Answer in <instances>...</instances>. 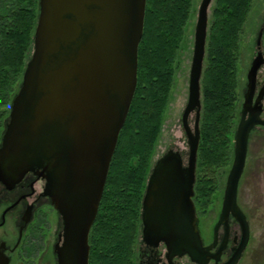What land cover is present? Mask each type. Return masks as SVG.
<instances>
[{
	"label": "water",
	"instance_id": "95a60500",
	"mask_svg": "<svg viewBox=\"0 0 264 264\" xmlns=\"http://www.w3.org/2000/svg\"><path fill=\"white\" fill-rule=\"evenodd\" d=\"M212 1L200 0L196 11L188 98L181 115L187 163L172 149L159 157L141 202L142 240L153 247L162 242L170 264L184 255L194 264L216 263L212 249L219 227L227 233L229 217L239 224L241 244L227 264L237 263L249 239L237 193L249 134L256 126L264 127L250 103L256 66L248 74L250 89L236 125L232 162L208 246L202 243L192 200ZM38 5L32 51L1 137L0 182L11 188L28 172L44 179V194L63 223L62 243L55 249L57 264H88L89 232L136 89L146 0H39Z\"/></svg>",
	"mask_w": 264,
	"mask_h": 264
},
{
	"label": "trees",
	"instance_id": "16d2710c",
	"mask_svg": "<svg viewBox=\"0 0 264 264\" xmlns=\"http://www.w3.org/2000/svg\"><path fill=\"white\" fill-rule=\"evenodd\" d=\"M37 0H0V137L32 51ZM254 0H215L200 80L201 111L193 203L206 215L221 199L219 176L232 162L238 121L236 60ZM194 0H146L137 84L91 226L88 264H134L141 201Z\"/></svg>",
	"mask_w": 264,
	"mask_h": 264
},
{
	"label": "flooded vegetation",
	"instance_id": "af4514ba",
	"mask_svg": "<svg viewBox=\"0 0 264 264\" xmlns=\"http://www.w3.org/2000/svg\"><path fill=\"white\" fill-rule=\"evenodd\" d=\"M37 1L39 2V0ZM38 2L37 6L39 12ZM238 45L236 60L238 77V120L240 118L244 96L250 89L248 74L254 66H256V70L252 87L249 90L251 98L250 103L251 108L258 111L259 117L264 120V0L259 10L252 11V15L249 16L240 35ZM189 120L190 117L188 119V126L190 131H192L193 129L190 126ZM7 122L8 117L6 123ZM180 129L184 136V146L177 149L175 148L176 146H170L167 151L172 149L180 152L185 165L187 163L189 147L182 122ZM256 131H262L264 133V127L256 126L251 130L248 145L251 135ZM247 156L248 149L246 158ZM246 162L247 159L239 180L238 193L241 186L244 185L243 176L246 170ZM254 174L255 180L251 183L252 187L254 185L259 192V196L264 197V170L261 171L257 169L254 171ZM195 184L196 168L193 189L195 188ZM44 188L45 180L38 177L34 172L26 173L22 179L11 188H8L5 184L0 182V264H57L55 249L56 246H60L62 243L63 223L61 216L53 208L50 198L44 194ZM251 192L252 191H250V193ZM246 221L248 223L247 217ZM197 225L203 245H210L213 242L214 225L211 228V234H209L207 238L204 232L199 228V221ZM141 230L142 225L140 229V238L135 248L136 255L134 264H170L165 256V245L162 242L155 247L147 245L142 240ZM251 243L252 239L249 228V239L240 252L236 264H264V249L261 248L259 244H257V248H254ZM240 244L241 230L239 224L234 218L229 217L227 233L225 232L224 226L219 227L216 245L212 249V252L217 254V262L210 261L209 264H227L231 258L234 257ZM172 262L175 264H194L186 255L176 257Z\"/></svg>",
	"mask_w": 264,
	"mask_h": 264
},
{
	"label": "rangeland",
	"instance_id": "374dc122",
	"mask_svg": "<svg viewBox=\"0 0 264 264\" xmlns=\"http://www.w3.org/2000/svg\"><path fill=\"white\" fill-rule=\"evenodd\" d=\"M214 1L215 0L212 1L208 10V26L211 20V12L213 10ZM199 2L200 0H194V13L186 27L184 43L181 47L178 60L175 65V76L170 95V102L165 113L161 135L159 137L157 147L152 159V165L167 151V149L170 148V146H176V149L182 148V146H184V136L180 129L181 115L188 98V81L193 52L194 26L196 21V11ZM262 3L263 0H254V4L249 16L252 15V11H258L262 6ZM189 122L191 128L193 129L194 113H192V115L190 116ZM246 159V170L243 176L244 185L241 186L238 193L237 203L247 217L252 239V246H254V248H257L256 246L257 244H259L261 248L264 249V197H260L257 188L254 185L252 187L251 184L252 181L255 180L254 171H256L257 169L261 171L264 170V133L262 131H256L251 135L248 145V156ZM230 166L219 176V189L222 194ZM250 191L252 192L250 193ZM221 200L222 196L220 201L219 199L216 200L215 205L206 215H198L196 213L197 220L199 221V228L202 232H204L206 238L209 234H211V228L216 221L220 209Z\"/></svg>",
	"mask_w": 264,
	"mask_h": 264
}]
</instances>
